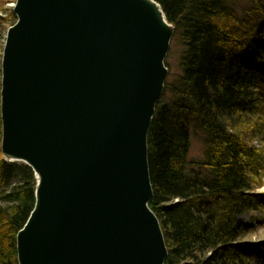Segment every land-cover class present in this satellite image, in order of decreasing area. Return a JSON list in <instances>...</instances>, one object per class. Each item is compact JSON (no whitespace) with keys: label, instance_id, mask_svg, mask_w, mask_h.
I'll use <instances>...</instances> for the list:
<instances>
[{"label":"water","instance_id":"95a60500","mask_svg":"<svg viewBox=\"0 0 264 264\" xmlns=\"http://www.w3.org/2000/svg\"><path fill=\"white\" fill-rule=\"evenodd\" d=\"M1 146L38 179L18 264H165L147 135L174 33L156 0H16Z\"/></svg>","mask_w":264,"mask_h":264},{"label":"trees","instance_id":"16d2710c","mask_svg":"<svg viewBox=\"0 0 264 264\" xmlns=\"http://www.w3.org/2000/svg\"><path fill=\"white\" fill-rule=\"evenodd\" d=\"M156 1L181 41L178 74L165 86L147 135L148 205L165 238V264H245L250 256L239 241L248 225L238 217L257 205L251 175L258 169L253 147L222 118L250 109L261 87L249 67L248 40L264 37V13L257 11L264 0H250L239 15L233 0ZM1 126L0 119V139ZM192 137L202 142L200 158L189 156ZM32 174L0 157V264H18L17 232L35 203Z\"/></svg>","mask_w":264,"mask_h":264},{"label":"rangeland","instance_id":"374dc122","mask_svg":"<svg viewBox=\"0 0 264 264\" xmlns=\"http://www.w3.org/2000/svg\"><path fill=\"white\" fill-rule=\"evenodd\" d=\"M15 1L16 0H0V2L2 3L0 4V80L2 71L1 58L4 42L6 39L5 36L7 30L12 27L17 20V16L13 22L7 20L10 17V12L14 14L13 8L15 6ZM233 1L237 4V6L240 7L237 10L238 15L242 13V8H249V3L252 4V1L250 0ZM252 10H250L249 12H254V10ZM257 11L264 13V8L262 10L258 8ZM1 19H6V21L1 23ZM171 26L173 27L172 24ZM250 38L251 40H248L249 67H252L257 72L261 87L256 92L253 91V97L249 99V101L251 102L250 109L243 112H235L229 117L226 116L222 118V120L229 129L240 136L246 144L252 146L254 149L253 161L257 165L256 168L258 169V171L256 174L251 175L253 185V189H251V191L257 196V205L255 207L247 208L241 214H239L238 218L241 219L243 223L248 225L247 232L244 233V236L240 238L239 243L242 244V246L250 256L249 258L244 257L245 264H264V37L261 36L260 33H258L251 35ZM180 49L181 41L179 40V37L175 35L174 30V33L170 39V45L167 50V55L164 59L165 66L168 70V75L166 76L164 81V85L166 87L171 81L175 79V76L178 74V56L180 54ZM165 86L163 92L166 90ZM164 95L165 101L171 98L170 94L168 93H165ZM1 148L2 146L0 139V157H2L7 162L10 161L19 164H26L21 160L17 161L7 158L3 155ZM190 149L191 150L189 156L191 158L202 157V142L199 139L192 137ZM30 168L33 172L32 178L35 182H37L38 177L33 168Z\"/></svg>","mask_w":264,"mask_h":264}]
</instances>
